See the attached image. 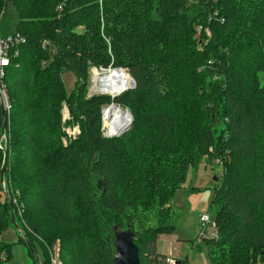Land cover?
Listing matches in <instances>:
<instances>
[{
  "label": "trees",
  "instance_id": "trees-1",
  "mask_svg": "<svg viewBox=\"0 0 264 264\" xmlns=\"http://www.w3.org/2000/svg\"><path fill=\"white\" fill-rule=\"evenodd\" d=\"M60 2L0 0L2 34L27 38L5 78L0 264L10 228L43 247L40 264L56 245L61 264H114L115 232L128 228L141 264H169L158 239L175 231L176 191L203 159L223 168L212 200L218 237L196 248L212 264H264V0H67L58 14ZM93 66L126 70L135 88L89 97ZM111 104L133 121L108 138ZM15 196L23 232L13 227Z\"/></svg>",
  "mask_w": 264,
  "mask_h": 264
},
{
  "label": "rangeland",
  "instance_id": "rangeland-1",
  "mask_svg": "<svg viewBox=\"0 0 264 264\" xmlns=\"http://www.w3.org/2000/svg\"><path fill=\"white\" fill-rule=\"evenodd\" d=\"M9 19L15 20L14 9H11ZM92 69L93 70L90 73L88 85L89 97L100 94L104 96H109L111 98H116L121 95L120 94L112 97L109 94L100 92L98 81L100 78L103 77V75L105 76L107 73H109L110 69H105L99 66H93ZM97 71L98 74L96 73ZM122 71H125L128 74L126 70L122 69ZM94 78L98 80L96 81ZM63 79L66 90L68 91V93H71L75 87V74L73 72H67L63 75ZM131 88H135V84L129 89ZM110 106L117 105L111 104L104 107L102 112V118L103 125L105 128L103 127V133H105V130L108 129V124L105 121L104 112ZM117 107L127 112L132 117V114L129 110L124 107ZM66 111L67 110H64V115H67V113H65ZM65 129L67 131L72 130L66 127ZM8 140L9 135L6 134V136L0 140V149L6 148V146L8 145ZM0 156H2L3 160V154H0ZM222 170L223 168L221 164L215 163L214 165H211V163H209L207 159H203L196 169H191L189 171L186 183L183 184L180 189H178V191H176L173 201V221L174 225L176 226V229L173 233L169 234L170 237H163L160 240L157 248L159 252L163 254H168L172 258L174 257L176 259L181 257L182 260L188 258L189 264H212L208 256L206 247L198 251L196 246L203 239L211 238V227H207L205 228V230H203L200 223V217L203 214H210L212 216V219H214L215 208L212 207V200L215 194V188L219 185V181L215 180V177H220ZM15 200H17L16 196L13 198V200H11L13 201L12 206L16 205ZM4 201L5 197L2 196V202ZM2 239L12 245L10 259L5 264H40L44 261L43 247L39 243H35L33 247L35 256H33L28 246L25 243H21L18 241L17 233L14 229L10 228L4 230L2 234ZM255 259L257 258L255 257ZM254 264L262 263L258 260V262H255Z\"/></svg>",
  "mask_w": 264,
  "mask_h": 264
},
{
  "label": "built area",
  "instance_id": "built-area-1",
  "mask_svg": "<svg viewBox=\"0 0 264 264\" xmlns=\"http://www.w3.org/2000/svg\"><path fill=\"white\" fill-rule=\"evenodd\" d=\"M66 2L67 0H61V2L58 4L57 6L58 14H61V12L63 11L66 5ZM3 15L4 12L0 14V100L1 103L4 102V109L6 110V113L9 114L11 111V105L8 100L7 88L5 84L6 73L8 71V68H10L12 64L20 57V47L22 44H24L27 38L19 33L4 36L1 30ZM48 44H49L48 40H44L42 44L43 48H45ZM92 70L93 69H91V72ZM110 70H118V69H110ZM64 110L67 109L65 108ZM65 113H67V115H64V119H63L64 123H66L67 120L70 119V114L68 110ZM107 132L108 129L105 130L104 133L105 136H107ZM67 133L69 134V136L76 137L80 133L79 126H76L71 131H67ZM15 203L16 205H18L17 200H15ZM200 223L203 230H205V228L207 227H211V237L214 238L218 237L217 225L215 220L212 219L211 215L203 214L200 217ZM49 253H50L51 264H61L60 255H59V245L54 246ZM176 262H177L176 258L169 257L168 259L169 264H176Z\"/></svg>",
  "mask_w": 264,
  "mask_h": 264
},
{
  "label": "bare ground",
  "instance_id": "bare-ground-1",
  "mask_svg": "<svg viewBox=\"0 0 264 264\" xmlns=\"http://www.w3.org/2000/svg\"><path fill=\"white\" fill-rule=\"evenodd\" d=\"M96 73L98 74V71ZM96 78L94 79L97 81L98 79ZM98 82L100 92L109 94L112 97L120 94L122 95L130 87L134 86L130 76L122 70H109V73L105 76L103 75ZM104 116L105 121L108 124V132L106 136L108 138L121 136L126 130H128L132 123V117L117 106H110L105 110Z\"/></svg>",
  "mask_w": 264,
  "mask_h": 264
},
{
  "label": "water",
  "instance_id": "water-1",
  "mask_svg": "<svg viewBox=\"0 0 264 264\" xmlns=\"http://www.w3.org/2000/svg\"><path fill=\"white\" fill-rule=\"evenodd\" d=\"M132 82L135 84L133 79H132ZM2 115H3V135H2V138H3L5 137V132H6V117H7V113H6V110L4 109L3 103H2ZM6 162H7V153L5 152L4 164L2 167V176H1L2 185L4 187H5V164ZM215 180H217V177H215ZM9 203H10L11 214L13 218V227L23 232L22 228L18 226L16 222L15 215L13 212L12 201L10 199H9ZM25 240L27 242L28 248L31 250L32 255L35 256L33 247L31 246V244L28 242L27 239ZM113 245L115 247L114 264H141L140 256H139V248L134 242V234L131 228H128L127 230L121 231V232L116 231L115 236H114Z\"/></svg>",
  "mask_w": 264,
  "mask_h": 264
},
{
  "label": "crops",
  "instance_id": "crops-1",
  "mask_svg": "<svg viewBox=\"0 0 264 264\" xmlns=\"http://www.w3.org/2000/svg\"><path fill=\"white\" fill-rule=\"evenodd\" d=\"M163 237H166V238H168V237H170V235H161L160 237H159V239H158V244H157V248H158V245H159V242H160V240L163 238ZM6 242V241H5ZM159 252V251H158ZM159 253H161V252H159ZM163 254V253H162ZM165 255H167V256H169V257H171L170 255H168V254H165ZM182 259V257L181 258H178L177 259V261L178 260H181Z\"/></svg>",
  "mask_w": 264,
  "mask_h": 264
}]
</instances>
